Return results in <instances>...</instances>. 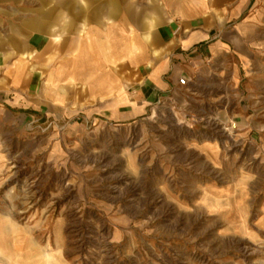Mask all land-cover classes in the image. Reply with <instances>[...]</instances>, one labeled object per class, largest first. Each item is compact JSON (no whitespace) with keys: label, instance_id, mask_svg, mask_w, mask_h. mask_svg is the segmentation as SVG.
<instances>
[{"label":"rangeland","instance_id":"rangeland-1","mask_svg":"<svg viewBox=\"0 0 264 264\" xmlns=\"http://www.w3.org/2000/svg\"><path fill=\"white\" fill-rule=\"evenodd\" d=\"M220 1L206 71L140 119L58 78L0 101V264H264V0Z\"/></svg>","mask_w":264,"mask_h":264},{"label":"crops","instance_id":"crops-1","mask_svg":"<svg viewBox=\"0 0 264 264\" xmlns=\"http://www.w3.org/2000/svg\"><path fill=\"white\" fill-rule=\"evenodd\" d=\"M203 4L0 0V101L13 94L35 108L43 79L51 89L58 78L61 106L76 93L110 122L140 119L180 77L206 71L210 36L226 17L220 0Z\"/></svg>","mask_w":264,"mask_h":264},{"label":"built area","instance_id":"built-area-1","mask_svg":"<svg viewBox=\"0 0 264 264\" xmlns=\"http://www.w3.org/2000/svg\"><path fill=\"white\" fill-rule=\"evenodd\" d=\"M178 82H179V84H181V85H186L187 82H188V79H187L186 77H180V78L178 79Z\"/></svg>","mask_w":264,"mask_h":264},{"label":"bare ground","instance_id":"bare-ground-1","mask_svg":"<svg viewBox=\"0 0 264 264\" xmlns=\"http://www.w3.org/2000/svg\"><path fill=\"white\" fill-rule=\"evenodd\" d=\"M1 234V233H0Z\"/></svg>","mask_w":264,"mask_h":264}]
</instances>
